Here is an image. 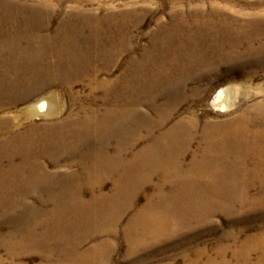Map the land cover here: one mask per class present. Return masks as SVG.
Returning a JSON list of instances; mask_svg holds the SVG:
<instances>
[{"label": "rangeland", "instance_id": "374dc122", "mask_svg": "<svg viewBox=\"0 0 264 264\" xmlns=\"http://www.w3.org/2000/svg\"><path fill=\"white\" fill-rule=\"evenodd\" d=\"M233 124L210 179L118 176L163 136H192L180 171H202L205 138ZM100 154L119 159L98 182ZM146 206L167 233L130 247ZM263 236L264 0H0V264H251L237 257Z\"/></svg>", "mask_w": 264, "mask_h": 264}, {"label": "bare ground", "instance_id": "6f19581e", "mask_svg": "<svg viewBox=\"0 0 264 264\" xmlns=\"http://www.w3.org/2000/svg\"><path fill=\"white\" fill-rule=\"evenodd\" d=\"M212 103L214 105H216L218 107V109L224 110L225 108H227L228 103H226V101H224V99H222V89H220L216 94H214L213 99H212ZM43 106H44V103L39 104L40 109ZM159 127H161V126H159ZM231 134L225 135V137H224L226 139V140L224 139L225 141H221L222 138L216 134H209L205 138V145L203 147V155L201 157L202 158L201 160H202V164L206 165V168H207L209 173L207 172L206 168L202 171L201 170H194V169L189 171V172L186 170H184V172L180 171V161L183 160L187 150H189V148H190L192 136H190V137L184 136L182 138V140H179L178 138H173V137L171 139H169L166 136H163L159 139L158 145H157L162 150H158L156 148L154 149L152 147L145 148L143 150V157L144 158L149 157V160H150V163H149L150 165H149L148 169H143V167H140V168H137V170L133 171V172L131 170L127 169L126 173H125V170H123L122 172L119 171L118 176L121 180H124V178H125L126 181L131 183V186L135 185L138 188H140L143 183L151 182V178H153L154 175H158L159 179L162 183L167 182V181H171V180H180V182L186 183V182H189L190 180H193L194 178L200 179L203 176H206L207 179L208 178L210 179L211 177L215 176V173L217 172L218 167L221 164V162L225 161V158L227 156V152L229 151V149L231 147L232 148L237 147V144H236L237 138L235 136L237 134V130L235 129L234 124L232 125V128H231ZM233 136H235V138H236L235 142L233 141ZM237 136H238V134H237ZM171 140H172V142H176L175 146H174V144L170 143ZM166 141L169 142V147H168V144ZM123 148H125V147H123ZM125 150H127V149H125ZM246 151H248V150H244L245 153H246ZM112 157L113 156L102 155V154H100L98 157V159H101L103 161V163L106 164L105 170L108 169L109 174H107V172L104 171L103 174L105 176H102L99 172H97V173H94V175L92 177H89V178L99 182V181H102L105 179L103 177L112 175L113 174L112 171L115 170V168L116 169L118 168L117 167L118 164H116L115 166L112 167L111 162L117 161L119 159V156H116L115 158H112ZM134 160L136 161V159H134ZM139 160L141 161V159H139ZM193 162L198 163L199 161L197 159H193ZM210 188L213 192L217 191L215 184H211ZM132 199H133V196H128L126 198L127 202L125 203V209L132 206V204H133ZM108 207L109 206H107V209H110ZM176 208H177V206H176ZM184 209H187V208L184 207ZM121 213L122 212L117 213V214L116 213L115 214H110V213L108 214L107 213L102 218L98 217V215L96 217H94L93 221H95L94 224L96 225L95 231L100 232V233L105 232V233L113 234V231H114L113 226L118 221ZM178 223H180V221H178L177 224ZM92 224H93V222H92ZM168 224H169V215L168 214L159 212V210L156 207L146 206V207L142 208L141 210H139L134 215L133 219H131V221L128 223V227L126 228V230L124 232L127 244L130 247H134V246L147 245L148 243H155L152 241H155V240L161 238L162 235H165V233H167L166 230H167ZM88 228H90V227H88ZM82 230H83V228H82ZM133 234L138 236V238L136 239L135 235L133 236ZM252 250H253V252H255L256 255L252 258L251 264H264V236L262 237V239H259L254 244L250 245V247H248L247 251L242 253L241 257L238 256L237 257L238 260H240V261L242 260L243 262L248 261L249 260V254L251 253ZM221 253L222 252H220V254ZM91 255H92L91 253L90 254L86 253L84 256L79 258V262L76 264H83L84 261L87 259V257H90ZM222 256H220V257H222ZM99 258H102V256H100ZM94 261H96V260H94ZM57 264H63V263L59 262ZM217 264H228V263L222 259ZM241 264H243V263H241Z\"/></svg>", "mask_w": 264, "mask_h": 264}]
</instances>
